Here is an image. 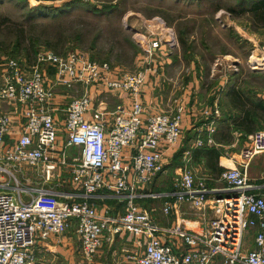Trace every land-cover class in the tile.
I'll list each match as a JSON object with an SVG mask.
<instances>
[{
  "label": "built area",
  "instance_id": "obj_1",
  "mask_svg": "<svg viewBox=\"0 0 264 264\" xmlns=\"http://www.w3.org/2000/svg\"><path fill=\"white\" fill-rule=\"evenodd\" d=\"M163 29L169 30L151 31L159 34L156 40L136 34L145 55L133 72L79 50L63 54L41 49L33 63L23 65L15 57L1 63L0 103L20 110L22 121L19 137L13 139L12 113L0 111V264H39V241L70 228L88 260L105 240L128 232L135 249L126 250L124 264H264V185L247 174L253 160L264 154V129L249 136L240 165L225 168L216 178L225 186L212 187L199 177L188 166L192 157L186 150L170 189L148 190L165 172L184 132L182 106L157 111L142 98L149 75L160 72L153 56L162 42L168 46L172 41L169 31L167 37L158 32ZM224 64L221 58L214 62ZM247 64L250 71H264V44L254 45ZM78 86L83 87L81 94L68 93ZM101 92L127 99L110 108L96 103L94 94ZM208 131L213 143V122ZM60 133L66 137L62 144ZM71 148L78 153H68ZM29 172L36 179L33 185L21 181L29 179ZM52 183L67 184L70 190L60 191ZM103 191L125 202V212L99 209L92 201ZM224 191L232 193L226 196ZM144 197L162 199L165 215L187 203L204 220L208 210L214 216L200 231L186 228L182 218L163 227L139 206L137 200ZM250 229L254 245L246 250Z\"/></svg>",
  "mask_w": 264,
  "mask_h": 264
},
{
  "label": "rangeland",
  "instance_id": "obj_2",
  "mask_svg": "<svg viewBox=\"0 0 264 264\" xmlns=\"http://www.w3.org/2000/svg\"><path fill=\"white\" fill-rule=\"evenodd\" d=\"M238 1L0 0V65L8 57L17 58L23 65L33 63L41 49H52L63 54L79 50L89 53L97 60L108 61L125 71L133 72L141 67L145 55L136 34L146 33L156 40L159 34L151 33L152 30L157 31V27L169 28L158 30L162 32V37H167L166 33L169 31L172 41L168 46L162 42V49L153 56L152 61L162 73L174 78L170 82L168 80L171 85L166 88V93L178 88L176 94L179 97L183 93L180 88H185L182 84L191 87L194 77L190 72L196 71L202 85L199 88L194 85L195 92H190L188 97L191 99V104L188 105L195 108L192 112L194 115L199 116L197 110H201L206 104L211 105L218 94L224 99L223 110L231 111L228 103L230 99L227 100L226 95L234 89L239 109L242 106L249 110V130L264 128L261 127L264 125V108L259 102L260 97L264 96V74L250 72L247 61L254 46L248 38L240 36L233 21L237 19L238 25H241L238 30L249 38L259 39V36L253 34L258 30L252 27L246 6H237ZM242 11L245 12L241 13ZM230 21L234 24H229ZM257 44L262 46L263 39H259ZM229 54L239 58L230 60L231 65L226 66L228 74H232L231 82L225 90L223 87L214 93L218 85L210 77V69L217 58L223 61L231 59H224ZM191 65L197 67V70L190 69ZM221 66L223 65H214V68L216 70ZM173 83H176L175 86H172ZM234 106L231 105L233 112H237L239 109ZM256 117H259L257 124ZM190 125L192 133L193 123ZM228 132L227 128H223L224 134L227 135ZM188 133L185 138L187 140L192 138L188 137ZM201 133V136L206 134L205 130ZM64 135L59 134V144L64 140ZM179 157L166 167L164 175L157 177L153 187L159 178L160 189L169 186L183 163L182 154ZM188 166L199 177H206L201 173L205 170L204 166L193 165L192 160ZM27 176L31 177V182L26 178H21V181L25 185H33L34 173L29 172ZM68 176L67 174L66 177ZM206 178V183L211 186L212 180ZM13 184L15 186L16 182ZM217 185H221V182L218 181ZM62 188L68 189L67 184ZM254 233V229H250L246 234V249L253 247Z\"/></svg>",
  "mask_w": 264,
  "mask_h": 264
},
{
  "label": "crops",
  "instance_id": "obj_3",
  "mask_svg": "<svg viewBox=\"0 0 264 264\" xmlns=\"http://www.w3.org/2000/svg\"><path fill=\"white\" fill-rule=\"evenodd\" d=\"M233 22H235L236 25L235 29L237 30V32H239L240 36L245 39L248 38V40L252 43L253 46L258 45L257 43L259 39L264 40V27L258 28L257 29L258 31H255L254 33L252 32L255 36H259V39L255 37L249 38L247 36H244L238 30V27L241 25H238L237 19L234 20ZM229 24H234V23H231L230 21ZM227 58L228 59L231 58V59L224 60L225 64L220 68L215 70L214 64H212V67L210 69V77L213 78L217 83L216 85H218L217 90L214 91V93L219 91L223 87H225L224 88L225 90L231 82L232 74L231 73L228 74L226 70V66L228 64L231 65L230 60L239 59V58L234 57L232 54H229L227 55V57L226 56L224 57V59ZM192 68H194L193 65L190 66V69ZM194 69L197 70V67H195ZM250 72L254 74H264V71H250ZM190 73H193V77H194L191 83V87L185 86L183 83L182 86H184L185 88L184 90L180 88V90L183 91V93H181L179 97L176 94L178 88L171 91L169 94L166 93V88H168L169 85H171L169 83L170 80L172 81L174 78L173 79L170 78L168 75H165V73L164 72L162 73L161 71L158 74L151 73L146 82V86L144 88V93L142 98L146 105H148L151 109L157 111L160 110L176 111L180 106L183 107L185 112L183 139L181 141V144L179 146H176L175 149H173L172 153L169 154L168 164L166 165V167L172 165L175 159H179L180 158L179 156L181 154L183 155V151L189 150L191 152L193 165L204 166L205 170H203L204 172L202 171L201 173H203L204 176L212 180L211 186L215 187L218 186L216 178L219 176V174L211 172V169L208 168L207 159L205 157L203 156L198 158L193 157L192 156L193 150L201 147L215 148L221 153L219 157L214 159L215 168L225 169L229 167H235L240 165V153L243 147L248 143L249 136L254 131L264 128L249 130L237 124L238 122L241 123V119L243 117V111H241V108L239 109L237 103L235 102L234 95L236 93V90L234 89L228 91L229 93L226 95L227 100L229 98L231 102L230 103L228 100L231 111L225 112L226 110L225 111L223 110L222 106L224 99L223 97L220 98V94H218V96L214 98V102L211 105L206 104L207 106L201 108V110L200 109L197 110V113L200 114L199 116L194 115L195 113L192 112L195 111V108L188 105L191 104L190 103L191 99L188 97L191 95L190 92H192V94L195 92L196 88L194 85H196L197 88H199V86L201 87L202 80L200 79L199 74L197 77L196 74L198 72L196 73V71H191ZM174 84L176 83H173L172 86H175ZM71 92H73L74 95H79L83 92V87L78 86L74 90L69 91L68 93L71 94ZM257 95L260 97L259 93H257ZM94 96L96 103L103 101V103H107L110 108L114 107L117 103L123 102L124 100L127 99L126 95H115L113 93L107 94L106 92L95 93ZM198 98L200 99L199 95ZM259 102L262 103L264 106V96L260 97ZM231 105L237 107V109L239 110L237 112H233ZM13 109L14 106L12 105L10 106L7 104L0 103V111H9L12 113V120L14 122L13 123L14 127L11 137L14 139L19 137V128H20L19 126L22 121V115L20 110H13ZM217 109L219 110V114H216L215 112ZM258 120L259 117H256V121H255L256 124L258 123ZM212 122L215 127V132L211 135L214 142L209 143L210 133L208 129ZM191 123H193L192 133H190V129H189L191 127L190 125ZM226 124H229L230 126L229 132L227 133L226 138L225 137L220 138L222 137V135H220L219 132L223 131V126H225ZM261 127H264V125H262ZM202 130H205L206 132L205 136H201ZM186 131L187 133L189 131L188 137L192 136V138L190 137L189 140L185 139L187 135ZM197 132L200 133L198 134ZM198 139L202 140V145H197ZM62 142H64V140H61V144ZM68 152L70 154L76 155L78 153V149L71 148L69 149ZM200 169H202V167H200ZM196 170L199 171V169ZM247 174L248 176H250L251 181L253 183L259 186L264 185V154L258 155L253 160V162L250 164V166L247 169ZM162 175H164V173L159 175L158 177ZM28 178H29L28 179L29 182H31L32 180L31 177ZM159 181L160 178L158 179V183L154 185V187L153 185L150 186L148 190H154L156 192H166L170 189V186L166 187V189L163 188L160 189ZM35 182L36 179L32 183ZM51 186L55 189H59L60 191H64V192H68V190H70L68 186H67L68 189H64L62 187H58L56 183H52ZM219 186H225V185L224 183H221V185ZM231 193H232L231 191L223 192V194L226 196L231 195ZM105 194H106L105 191L101 192L98 195V197L94 199L92 202L96 203V205L101 210L105 206L110 207L111 211L114 214L125 212V208H126L125 202H121L118 198L114 196H110V195L104 196ZM137 202L139 206H141L144 210L148 211L151 214V216L156 220V222L163 227H170L174 224V222L182 218L184 220L183 225L186 228L200 231L205 227L207 220H209L214 216L213 211L208 210L206 213V220H204L197 214V212L190 209L187 203L181 205V208L179 210L174 211L169 215H165L162 209L164 204V201L162 199L144 197L138 199ZM164 239L166 238L164 237ZM166 240L168 242H171L172 239L168 238ZM134 249H135L134 236L128 232H123L120 235L116 236L115 239L111 242L105 240L101 250L91 260H88L85 259V257L81 252L80 241L75 229L70 228L62 236H53L50 239H48V241L46 242L39 241L37 246V257L39 264H124L126 250H134Z\"/></svg>",
  "mask_w": 264,
  "mask_h": 264
},
{
  "label": "trees",
  "instance_id": "obj_4",
  "mask_svg": "<svg viewBox=\"0 0 264 264\" xmlns=\"http://www.w3.org/2000/svg\"><path fill=\"white\" fill-rule=\"evenodd\" d=\"M237 6H246V12L249 13L253 28L258 29L264 27V0H239L237 2ZM243 12L245 11H242L241 13ZM241 111H243V117L241 119V123L238 122L237 124L249 129V110L246 111L245 107L241 106ZM223 128H227L229 130L230 126L229 124H226ZM219 133L222 135L220 138H226V134H224L223 131ZM220 154V151L215 148L208 147L197 148L192 152V156L195 158L201 156L205 157L207 159L208 168L211 169V172L218 174H221L224 170L223 168L217 169L214 166V159L219 157Z\"/></svg>",
  "mask_w": 264,
  "mask_h": 264
}]
</instances>
